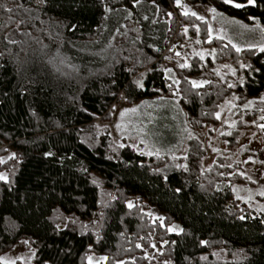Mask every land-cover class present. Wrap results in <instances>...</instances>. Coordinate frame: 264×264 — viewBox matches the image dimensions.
Returning <instances> with one entry per match:
<instances>
[{"label":"trees","instance_id":"16d2710c","mask_svg":"<svg viewBox=\"0 0 264 264\" xmlns=\"http://www.w3.org/2000/svg\"><path fill=\"white\" fill-rule=\"evenodd\" d=\"M183 3L264 26V0L242 8L233 4L247 0H0V257L25 240L31 264H86L88 254L107 258L103 264H148L155 241L164 264H264V212L220 187L218 168L199 171L198 143L188 142L183 169L163 174L165 156L91 132L120 98L176 97L201 124L216 122L233 93L238 105L255 98L254 107L235 111L236 129L251 127L264 139L257 126L264 52H236L209 35L205 20L180 11ZM192 22L200 44L230 62L233 75L218 79L212 59L195 55L188 67L166 69L177 28ZM100 47L104 56L90 53ZM190 80L204 83L194 88Z\"/></svg>","mask_w":264,"mask_h":264},{"label":"rangeland","instance_id":"374dc122","mask_svg":"<svg viewBox=\"0 0 264 264\" xmlns=\"http://www.w3.org/2000/svg\"><path fill=\"white\" fill-rule=\"evenodd\" d=\"M180 9L183 13L188 11V15L196 13V16L191 15L192 19L197 16L203 17L208 30L211 28L210 36L230 40L231 42L228 41L230 44L233 45L232 42H234L239 44L240 48L257 46V49H260L264 47V33L261 32L264 26L259 23L258 28L256 23L245 24L241 20L223 16L217 11L213 13L211 8L199 5L183 3ZM235 21L239 23H234ZM190 27L193 28V32L190 31ZM185 29H187L186 33ZM197 29V25L193 22L179 25L176 30L177 40L169 48V57L165 62L166 69L185 64L188 58L194 55L201 59L198 55L200 53L203 55L202 61L212 59L214 63L210 66L212 71L208 69L218 79H223L225 75H233L234 67L230 62L214 60L212 49L202 46L200 42L197 43L199 41ZM236 40H243V43H236ZM249 43L254 44L249 45ZM90 53L96 57H102L106 54V49L100 47ZM190 81L204 82L203 80ZM260 100L264 101V93L258 97V101ZM175 101L176 97L173 101L154 99L127 104L120 98L111 105L108 117H98L93 121L91 132L96 135L107 133L111 142L126 143L137 152L165 156L166 162L160 168L163 174L172 169L185 167L188 142L192 140L202 149L199 155V171L203 173L213 167L218 168V172L225 180L218 183L220 187L228 188L236 198L245 202L247 207L253 211L264 212V196L260 195L264 192V139L251 127L244 126L236 129L234 115L237 109L244 110L254 107L255 98H249L238 105L235 95L229 93L216 110L215 117L219 113L220 119L216 118L214 123L201 124L192 123ZM131 109L137 111L133 113ZM125 110L129 111L125 112ZM121 113L125 114L122 116ZM233 124L235 126H232ZM147 141L152 144L154 151H150L149 146L139 145ZM7 154L11 155L10 152ZM237 178H241L242 181H238ZM146 213L152 219L160 220L161 218L154 209H149ZM170 228L173 229L172 231L179 230L176 224L169 225L168 229ZM24 241H19L10 251L2 255L0 262L15 261V264H31L33 251ZM151 247V250L145 252L148 264H164V261L157 257L160 251L158 244L152 241ZM102 258L104 257L88 254L85 262L86 264H103L104 259Z\"/></svg>","mask_w":264,"mask_h":264},{"label":"snow or ice","instance_id":"6c2138e0","mask_svg":"<svg viewBox=\"0 0 264 264\" xmlns=\"http://www.w3.org/2000/svg\"><path fill=\"white\" fill-rule=\"evenodd\" d=\"M137 2H139V0H137ZM176 2H177V5H179L180 4V0H176ZM223 2L224 3H226V4H232L233 3V0H223ZM255 3H256V0H247V5H244V4H239V3H236V4H233V6L234 7H236V8H242V7H246V6H248V5H255ZM8 11H12V9H8ZM211 11L213 12V13H215L216 12V10L215 9H211ZM184 14L185 15H188L189 13H188V11H185L184 12ZM191 15H193V16H196V13H191ZM219 15V14H218ZM197 19H199V20H203L204 18L203 17H201V16H197L196 17ZM234 23H239L238 21H235ZM243 27H247L246 25H243ZM257 27L259 28L260 26H259V24H257ZM197 31H198V29H197ZM209 34L211 33V28H209ZM187 32V29H185V33ZM261 32L262 33H264V28H262L261 29ZM218 38H222V37H218ZM197 43H199V41H197ZM232 47L233 48H235V50H236V52H241L242 51V49L240 48V47H238V46H236L235 44H233L232 45ZM260 51L261 52H264V47H261L260 48ZM198 55H200L201 56V59H203V55L202 54H200V53H198ZM189 65H187V64H181L180 65V67H188ZM170 71V70H169ZM175 82V81H174ZM176 83H178V82H176ZM190 83L192 84V87H194V88H199V87H202L203 86V83L204 82H197V81H190ZM142 86V85H141ZM229 87H234V85H232V84H229ZM250 104H251V102H249ZM127 111H129V110H125V112H127ZM131 112H136L137 110L136 109H131L130 110ZM261 111H264V109H261ZM125 113H121V115L123 116ZM216 118L217 119H220V114L219 113H217V115H216ZM261 119L262 120H264V116H261ZM232 126H235L234 124L232 125ZM258 127H260L262 130H264V124H260V125H257ZM117 127H119V125L117 126ZM227 135H231V133H227ZM149 154H151V153H149ZM10 158H14V157H10ZM0 162H3V161H0ZM231 165H229V167H230ZM243 175V174H242ZM6 179V177L4 176V175H2V174H0V180H5ZM248 179H251V177H248ZM260 195H262V196H264V192H261L260 193ZM129 207H133V205L131 204V203H129ZM241 219H244V217H240ZM173 229H169V231H172ZM24 243H27V241H24ZM202 243H205V242H202ZM154 246V245H153ZM137 247H139V245H137ZM0 259H2V258H0ZM102 259H107V258H102ZM206 259V258H205ZM89 261H91V257H89ZM4 264H15V261H6V262H4ZM165 264H167V262H165Z\"/></svg>","mask_w":264,"mask_h":264},{"label":"crops","instance_id":"0c3cea01","mask_svg":"<svg viewBox=\"0 0 264 264\" xmlns=\"http://www.w3.org/2000/svg\"><path fill=\"white\" fill-rule=\"evenodd\" d=\"M229 42H231L230 40H228ZM233 44H235L234 42H232ZM236 43H243V40H236ZM236 46H238L239 47V44H235ZM148 144V145H147ZM139 145H142V146H149V150L150 151H154V149H153V146H152V144H149L148 143V141H147V143H142V144H139ZM177 151H179V149L177 150ZM145 154V153H144ZM152 155V154H151Z\"/></svg>","mask_w":264,"mask_h":264}]
</instances>
